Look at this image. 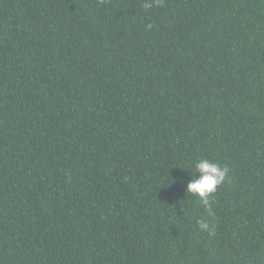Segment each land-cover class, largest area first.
<instances>
[{"label": "trees", "instance_id": "obj_1", "mask_svg": "<svg viewBox=\"0 0 264 264\" xmlns=\"http://www.w3.org/2000/svg\"><path fill=\"white\" fill-rule=\"evenodd\" d=\"M145 2L0 0V264H264V0Z\"/></svg>", "mask_w": 264, "mask_h": 264}, {"label": "clouds", "instance_id": "obj_2", "mask_svg": "<svg viewBox=\"0 0 264 264\" xmlns=\"http://www.w3.org/2000/svg\"><path fill=\"white\" fill-rule=\"evenodd\" d=\"M158 5L159 0H146L143 6L148 9ZM147 27L150 29L152 25L149 24ZM193 174L194 178L187 183L186 193L198 197L206 209L207 216L211 217L214 215L213 194L217 187L225 181L227 169L217 162L201 158L195 162V173ZM197 224L201 231H206L210 235L214 234L215 225L211 224L208 219L201 218Z\"/></svg>", "mask_w": 264, "mask_h": 264}]
</instances>
